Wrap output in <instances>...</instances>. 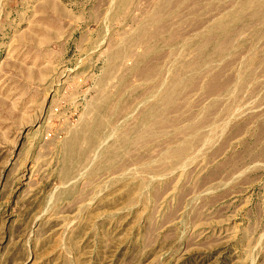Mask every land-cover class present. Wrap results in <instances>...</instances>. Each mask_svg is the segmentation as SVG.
Returning <instances> with one entry per match:
<instances>
[{
    "label": "rangeland",
    "instance_id": "374dc122",
    "mask_svg": "<svg viewBox=\"0 0 264 264\" xmlns=\"http://www.w3.org/2000/svg\"><path fill=\"white\" fill-rule=\"evenodd\" d=\"M0 264H264V0H0Z\"/></svg>",
    "mask_w": 264,
    "mask_h": 264
}]
</instances>
